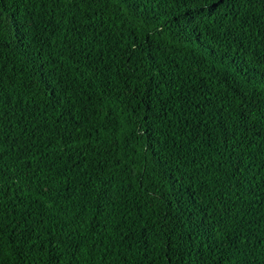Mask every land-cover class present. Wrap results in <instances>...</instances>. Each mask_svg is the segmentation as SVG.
Instances as JSON below:
<instances>
[{"label": "trees", "instance_id": "obj_1", "mask_svg": "<svg viewBox=\"0 0 264 264\" xmlns=\"http://www.w3.org/2000/svg\"><path fill=\"white\" fill-rule=\"evenodd\" d=\"M0 0V264H264V0Z\"/></svg>", "mask_w": 264, "mask_h": 264}, {"label": "snow or ice", "instance_id": "obj_2", "mask_svg": "<svg viewBox=\"0 0 264 264\" xmlns=\"http://www.w3.org/2000/svg\"><path fill=\"white\" fill-rule=\"evenodd\" d=\"M218 2V0H211V7H215L216 3Z\"/></svg>", "mask_w": 264, "mask_h": 264}]
</instances>
